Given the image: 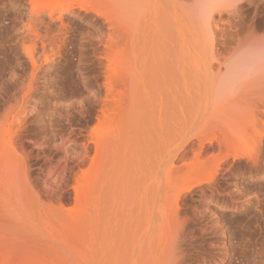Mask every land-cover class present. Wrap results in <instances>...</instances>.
<instances>
[{"label": "rangeland", "instance_id": "rangeland-1", "mask_svg": "<svg viewBox=\"0 0 264 264\" xmlns=\"http://www.w3.org/2000/svg\"><path fill=\"white\" fill-rule=\"evenodd\" d=\"M48 1L0 0V264H264V80L213 100L264 0Z\"/></svg>", "mask_w": 264, "mask_h": 264}, {"label": "bare ground", "instance_id": "bare-ground-1", "mask_svg": "<svg viewBox=\"0 0 264 264\" xmlns=\"http://www.w3.org/2000/svg\"><path fill=\"white\" fill-rule=\"evenodd\" d=\"M237 1L238 0H200L199 6L201 10L207 14V19H209L215 14L221 15L222 11L224 13V10L235 5ZM56 3L57 2L53 0L48 1L46 4H44L42 11L45 9L47 14H53V12L56 10H54L52 5H55ZM134 3H136V1ZM100 14L101 13L98 12L97 15L101 17ZM97 15L96 17H99ZM106 18H103L104 21ZM261 39L262 40L259 39V42L257 39H254L257 41H253L252 39L253 43H248L242 50H240L241 52L239 51L240 54L238 52L233 57H231L227 63H225L224 71L218 76L217 84L213 89V93H215L213 100H220L223 97L231 96L240 86L250 80H264V39ZM247 41L249 42V40ZM215 95L217 96L215 97ZM190 190L191 189L189 188L186 190V192Z\"/></svg>", "mask_w": 264, "mask_h": 264}]
</instances>
